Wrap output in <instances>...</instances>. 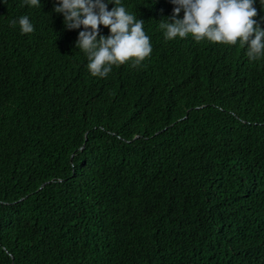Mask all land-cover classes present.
I'll return each instance as SVG.
<instances>
[{
    "label": "trees",
    "instance_id": "obj_1",
    "mask_svg": "<svg viewBox=\"0 0 264 264\" xmlns=\"http://www.w3.org/2000/svg\"><path fill=\"white\" fill-rule=\"evenodd\" d=\"M122 2L153 50L106 78L54 0L0 2V264H264V58Z\"/></svg>",
    "mask_w": 264,
    "mask_h": 264
},
{
    "label": "clouds",
    "instance_id": "obj_2",
    "mask_svg": "<svg viewBox=\"0 0 264 264\" xmlns=\"http://www.w3.org/2000/svg\"><path fill=\"white\" fill-rule=\"evenodd\" d=\"M170 3L174 6L171 15L159 24L166 41L191 35L196 42L206 40L246 47L250 61L264 58V28L254 19L256 0H170ZM259 3L264 4V0ZM109 4L113 5L110 10ZM21 6L42 5L41 0H22ZM52 11L62 15L66 29L83 27L75 48L86 54L92 76L106 78L113 66L128 61L138 66L152 53L144 20L129 11L122 0H54ZM9 25L12 28L18 25L21 34L35 31L27 15L12 19ZM101 25L108 28V35L100 34Z\"/></svg>",
    "mask_w": 264,
    "mask_h": 264
}]
</instances>
